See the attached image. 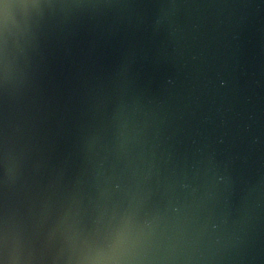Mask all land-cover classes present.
<instances>
[{
    "label": "water",
    "instance_id": "water-1",
    "mask_svg": "<svg viewBox=\"0 0 264 264\" xmlns=\"http://www.w3.org/2000/svg\"><path fill=\"white\" fill-rule=\"evenodd\" d=\"M0 264H264V0H0Z\"/></svg>",
    "mask_w": 264,
    "mask_h": 264
}]
</instances>
